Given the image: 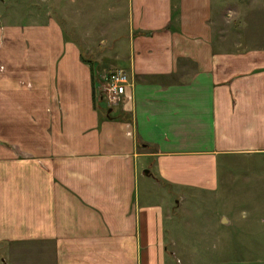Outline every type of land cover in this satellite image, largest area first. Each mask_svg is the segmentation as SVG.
I'll return each instance as SVG.
<instances>
[{
    "label": "crops",
    "instance_id": "crops-1",
    "mask_svg": "<svg viewBox=\"0 0 264 264\" xmlns=\"http://www.w3.org/2000/svg\"><path fill=\"white\" fill-rule=\"evenodd\" d=\"M27 1L0 0V264H172L138 183L215 192L221 165L264 159V46L217 41L219 0ZM55 3L110 7L118 104Z\"/></svg>",
    "mask_w": 264,
    "mask_h": 264
},
{
    "label": "rangeland",
    "instance_id": "rangeland-1",
    "mask_svg": "<svg viewBox=\"0 0 264 264\" xmlns=\"http://www.w3.org/2000/svg\"><path fill=\"white\" fill-rule=\"evenodd\" d=\"M27 2L28 8L45 10L43 3ZM218 4V42L264 46V0H219ZM109 9L101 4L84 9H70L65 3L53 5L54 17L67 35L78 40L82 57L93 63L96 75H101L98 81L114 69L107 62L126 54L125 33L114 32L117 20ZM230 164V172L221 165V181L215 192L163 188L153 180L147 184L139 181L140 200L163 207L166 243L169 251H174L170 257L172 264L264 259V159ZM229 220H237L239 225L224 226Z\"/></svg>",
    "mask_w": 264,
    "mask_h": 264
},
{
    "label": "built area",
    "instance_id": "built-area-1",
    "mask_svg": "<svg viewBox=\"0 0 264 264\" xmlns=\"http://www.w3.org/2000/svg\"><path fill=\"white\" fill-rule=\"evenodd\" d=\"M131 84L128 73L121 68L109 70L98 81L101 98H105L108 104L116 105L126 94V87Z\"/></svg>",
    "mask_w": 264,
    "mask_h": 264
},
{
    "label": "trees",
    "instance_id": "trees-1",
    "mask_svg": "<svg viewBox=\"0 0 264 264\" xmlns=\"http://www.w3.org/2000/svg\"><path fill=\"white\" fill-rule=\"evenodd\" d=\"M142 146V145H141Z\"/></svg>",
    "mask_w": 264,
    "mask_h": 264
}]
</instances>
